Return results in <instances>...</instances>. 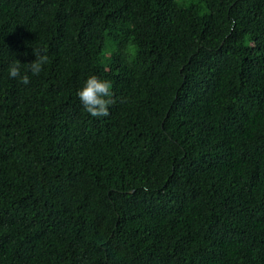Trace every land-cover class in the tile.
Masks as SVG:
<instances>
[{
	"label": "trees",
	"instance_id": "1",
	"mask_svg": "<svg viewBox=\"0 0 264 264\" xmlns=\"http://www.w3.org/2000/svg\"><path fill=\"white\" fill-rule=\"evenodd\" d=\"M0 264H264V0H0Z\"/></svg>",
	"mask_w": 264,
	"mask_h": 264
},
{
	"label": "clouds",
	"instance_id": "2",
	"mask_svg": "<svg viewBox=\"0 0 264 264\" xmlns=\"http://www.w3.org/2000/svg\"><path fill=\"white\" fill-rule=\"evenodd\" d=\"M35 60L29 64H21L18 60L8 66L9 78L18 80L24 85L31 82V77H37L49 63L47 49L33 48ZM83 110L93 118L108 117L110 107L115 103L113 84L96 75H90L83 86L76 92Z\"/></svg>",
	"mask_w": 264,
	"mask_h": 264
}]
</instances>
